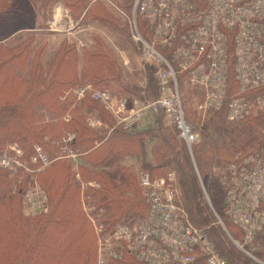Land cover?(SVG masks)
<instances>
[{"label":"trees","instance_id":"trees-1","mask_svg":"<svg viewBox=\"0 0 264 264\" xmlns=\"http://www.w3.org/2000/svg\"><path fill=\"white\" fill-rule=\"evenodd\" d=\"M116 1L128 9L130 0ZM56 3L62 4L79 24L96 22L118 33L117 48L128 50L133 45L128 22L115 17L99 0H0V153L15 146L22 151L21 159L27 161L35 155L34 146L38 145L51 159L61 140L73 133L70 145L79 151V171L84 181L99 184L98 188L88 187L86 192L91 202L105 209L103 220L108 228L117 222L141 219L148 210L137 168L126 161L135 160L151 176L173 168L181 201L193 224L204 227L209 239L233 261L258 264L244 253L247 250L239 249L228 238L239 251L232 247L213 216L226 214L224 167L236 155L259 147L262 140L257 127L249 119L229 121L225 107L210 110L205 123L209 137L194 145L192 155L174 125L170 127L162 121V112L149 130H123L102 102L93 99L92 91H123L143 100L155 99L158 92L154 66L144 61L146 88L142 89L137 80L140 74L132 78L122 67L115 48L94 33L81 50L63 37L44 64L46 42L38 43L36 34L47 29L46 21ZM85 84L91 91L74 107L65 106L62 97L64 100ZM142 91L149 94L140 95ZM66 111L68 122L62 119ZM95 113L104 126H89L88 116ZM185 114L197 122L193 110L186 108ZM147 143L151 144L149 157ZM33 181L48 198L47 212L38 217L22 212V197ZM200 187L209 195L210 205ZM80 193V187L70 177L67 159L52 161L36 173L0 166V264H90L96 238L81 207ZM223 225L233 239L241 242L237 226L231 224L233 234L228 225ZM263 236L258 233L251 244L264 243ZM254 254L263 257L259 251ZM116 264L145 263L125 255Z\"/></svg>","mask_w":264,"mask_h":264},{"label":"built area","instance_id":"built-area-1","mask_svg":"<svg viewBox=\"0 0 264 264\" xmlns=\"http://www.w3.org/2000/svg\"><path fill=\"white\" fill-rule=\"evenodd\" d=\"M131 20L132 40L139 45L145 62L155 67L158 96L147 104L115 98L108 90H94L92 97L102 102L126 131L138 127L145 109L163 110L190 155L199 136L186 122L178 76L186 77L200 91L198 110L225 107L229 121H252L261 144L226 163L222 179L225 212L242 233V243L236 240V246L245 251L244 245L252 243L258 233L264 234V0H133ZM139 20L148 38L141 33ZM89 91L88 84L74 89L69 104L74 105ZM89 124L95 127L98 121ZM73 138L69 133L61 140L54 159L34 146L31 160L37 162L38 171L55 160L70 162L73 182L81 190L82 209L94 222L96 264H116L125 255L145 264H193L200 258L205 264H228L208 235L188 221L177 204L176 178L171 170L155 176L141 172L146 215L108 228L103 208L92 206L86 192L99 184L84 181L80 175L79 151L70 147ZM9 150L11 155L0 153V165L20 168L21 149L9 146ZM25 197L29 211L46 210L45 195L38 189L29 190Z\"/></svg>","mask_w":264,"mask_h":264},{"label":"rangeland","instance_id":"rangeland-1","mask_svg":"<svg viewBox=\"0 0 264 264\" xmlns=\"http://www.w3.org/2000/svg\"><path fill=\"white\" fill-rule=\"evenodd\" d=\"M99 2H101L105 6V8L108 11H110L115 17L121 18L122 20H126L128 22L127 23V27H128V30H129L128 33L130 34V37H131L133 32H134L133 31L132 20H131V10H132L133 0H130L127 10L125 9L124 6H121L119 3H117L116 0H99ZM72 16H74V15H70L69 11L62 4L56 3L54 5L53 9H52V13H51V16H50L51 18H49L48 21H46L48 30L47 29H43V30L39 31L36 34L37 35V39H38V43L39 42L40 43L41 42H46V48H45L43 56H42L44 64H47V62L50 60V57L54 53V51L57 48L58 44L60 43V41H62L64 39L63 37H67L69 42L73 43L78 50H81L82 46H86V45H88L91 42V36H92V33H94V34L100 35L102 38H105V40L108 41V43L111 44L115 48V50L118 52V56L120 58L122 67L124 68V70L126 72H128L132 76V78H134L135 75L138 76L140 74V76H138V78H137V80H139V85L141 86L142 89L146 88L145 75L143 73V69H144L143 67L145 66L144 65V61L145 60L141 56V52L139 51V49H140L139 45L136 44L132 40V38H131V40H132L133 45H132V47H129L128 50H125L123 48H117L116 37L115 36H117L118 33L116 34V32L111 31L108 28V26L99 25L96 22H93L91 24L87 23L86 25L85 24H79L78 20L75 21ZM139 28H140V31L143 34V36L148 38L147 29H146L145 25L143 24V22H141V21H139ZM154 69H155V67H154ZM141 79H143V80L140 81ZM185 79L182 76H178V88H179L180 98H181V102H182V106H183L184 112L186 111V108L191 109V112L193 110L195 112L196 117H197V122H192L191 120L186 118V114H185L186 122L190 125L192 130L194 132H196V134H198V136H199L198 141H196L195 143L192 144V154H193L194 145H196L199 142H201V140L204 137H209V133H208L209 130L206 129V127H205L206 113L208 111H200V110H198L197 106H198V103L200 102V99H201L200 91L198 89H196L194 86H192L190 84V81L186 77H185ZM74 88H76V87H74ZM98 90H101V89H98ZM109 92L115 98L128 97L129 100H134V101H137V102L142 103V104H147V103H150L151 101L154 100V99L148 100V98L143 100V99H141V98H139V97H137L135 95H131L130 93H125L123 91L117 92V91L113 90V91H109ZM157 92H158V90H157ZM71 93L72 92H70V94ZM148 94H149V91L148 92L142 91L140 93V95H144V96H147ZM158 94L159 93H157V96H158ZM67 97L64 98L65 102H64L63 97H62V101L65 104V106L69 107V109L74 107L75 104H77L79 102L78 101L74 105H71V104H69V102L71 101V99H70L71 96L68 95ZM160 112H162L163 116H164V117H161L163 122H165L170 127L172 125H174V123H172L170 121V119L166 116V114L164 113L163 110H161V109L152 110L150 108H147V109L144 110V112L142 114V117L140 119L139 125L137 127L138 130H149V129L153 128L154 125H155L154 118L156 116H158V115L160 116L161 115ZM111 114H112V116H113V118L115 119V122H116L115 115L113 113H111ZM88 117H89L88 118V124L90 123V121H94V120L98 121V125L95 126V127H92L89 124V126L92 127V128L102 127V126L105 125L104 121L101 119V117L97 113H95L93 115H90ZM62 119L68 122L69 119H70L69 112L66 111L65 114L62 116ZM56 120L57 119H53L54 122H56ZM174 127H175V125H174ZM134 129H136V128H134ZM134 129H131V130H134ZM175 129H176V133H177V136H178V130H177L176 127H175ZM131 130H129V131H131ZM184 143H185V141H184ZM70 147L73 148L71 145H70ZM146 148H147V152H148L147 155L149 157V151L151 149V144L147 143ZM57 153H58V150L54 151V156L53 157H55ZM6 154L11 155V153H9V152H7ZM31 157L27 161H23L21 159L22 162H23V164H22L23 167L21 166L20 168L24 169L26 172L28 171V173L29 172L36 173V172H38V164H37V162H33L31 160ZM13 158H14V155H13ZM51 159H54V158H51ZM126 162H127V164H129V163L133 164L134 169L137 168L136 172H137V175H138V179H139V175H140L141 172H144V171L148 172L146 169L140 168L137 165L136 161L133 160V159H129ZM69 164H70V162H69ZM0 166L4 167L2 165H0ZM212 169L214 170L213 167H212ZM169 170L174 171L173 168H169L168 170H166L165 172L163 171V172L166 173ZM78 171H79V160H78ZM163 172H162V174H164ZM175 172L176 171H174V174H175V178H176L175 191H176V196H177V204L180 207H182L183 209H185L184 206H183V203L181 201V198H180L179 183L177 184V177H176V173ZM79 173L82 176L80 171H79ZM162 174L161 173L160 174L156 173V175H162ZM70 177H71V179L73 181L71 165H70ZM76 185L79 186L78 184H76ZM200 188L202 189V192H203V198L210 205V202L208 200L209 195L206 194L205 190L202 187H200ZM31 189H38L39 191L42 192V194L45 195V198H46V201H45L46 210L45 211H37V212L34 211V210L29 211L28 206L25 203V198H26L25 196H26V193L29 190H31ZM80 199H81V193H80ZM144 199H145V197H144ZM145 202H146L147 207H148V203H147L146 199H145ZM80 204H81V207H82V203L81 202H80ZM92 206H94L97 209H101L102 208V207H97L93 202H92ZM22 207H23L22 212L26 216L38 217V214L47 212V210H48V198H47V195H46L45 191L36 182L33 181L32 185H30L28 187V189L26 190V192L24 193V195L22 197ZM103 210L105 212L104 208H103ZM184 212L186 214V218L188 219V221H190L193 224L191 219H189L190 217H189L188 212H187L186 209L184 210ZM84 214H85V217L87 218V220L89 221V223L91 224L92 229L94 230V233H95L96 250L94 248V252H93V256H92L90 264H96L97 245H98V243H97V234H96L95 229H94V222L91 220V218L88 215H86V212H84ZM224 214H225V212H224ZM103 216H105V215H103ZM213 216H214V219H215V223L217 225H220L224 231H225V229H224L225 226H223L220 223V220H221L222 223H225L226 225H228L229 228H230L229 230L233 234H235V229L232 226L233 224L226 217L227 216L226 214L225 215H219V216L217 214H214ZM225 218L228 220L229 223L228 222H224ZM126 222H128V221H126ZM194 226L199 227L203 231L205 230L204 227H200L198 225H194ZM204 232H206V230ZM225 233H226V231H225ZM226 235H227L226 236L227 239L228 238L231 239V240L233 239L230 234H226ZM236 238H238V237L236 236ZM263 238H264V236H263ZM233 240H237V239H233ZM261 240L264 241V239H261ZM230 243H231L232 247H234L236 249V247L232 244L231 241H230ZM240 243H242V242H240ZM213 244L216 246L217 243H213ZM217 248H218V250L220 252L222 251L221 254L223 255V257L225 258V260L227 261L228 264H239L238 261H233L232 257H228V255L225 252H223V250H222L223 248L220 245ZM245 250H247V252L251 256L248 255L247 252H244V253L246 255H248L249 257H251L253 259L252 260L253 262H256L258 264H264V243H260V244L259 243H254V244L249 243V245H247L245 247ZM237 251H239V250H237ZM256 251H259L260 253H262L263 257L258 258L256 256V254H254V252H256ZM240 252H241V250H240ZM193 264H205V263L200 258Z\"/></svg>","mask_w":264,"mask_h":264},{"label":"water","instance_id":"water-1","mask_svg":"<svg viewBox=\"0 0 264 264\" xmlns=\"http://www.w3.org/2000/svg\"><path fill=\"white\" fill-rule=\"evenodd\" d=\"M222 225H223V224H222ZM223 226H224V225H223ZM224 229H225L226 233L229 234L225 227H224ZM232 241H233V243H234L235 245H237L236 240H233V239H232Z\"/></svg>","mask_w":264,"mask_h":264}]
</instances>
